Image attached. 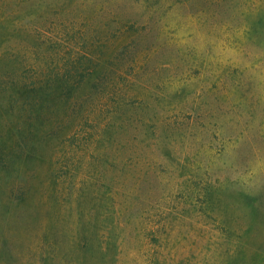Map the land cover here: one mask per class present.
Listing matches in <instances>:
<instances>
[{
    "label": "rangeland",
    "instance_id": "obj_1",
    "mask_svg": "<svg viewBox=\"0 0 264 264\" xmlns=\"http://www.w3.org/2000/svg\"><path fill=\"white\" fill-rule=\"evenodd\" d=\"M0 264H264V0H0Z\"/></svg>",
    "mask_w": 264,
    "mask_h": 264
}]
</instances>
